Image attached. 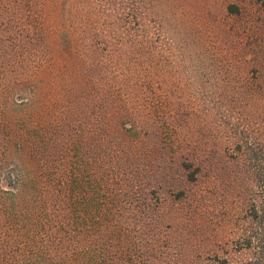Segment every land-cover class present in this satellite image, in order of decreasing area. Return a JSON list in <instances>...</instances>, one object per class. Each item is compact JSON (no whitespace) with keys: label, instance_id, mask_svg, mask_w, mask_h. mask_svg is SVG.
Instances as JSON below:
<instances>
[{"label":"trees","instance_id":"obj_1","mask_svg":"<svg viewBox=\"0 0 264 264\" xmlns=\"http://www.w3.org/2000/svg\"><path fill=\"white\" fill-rule=\"evenodd\" d=\"M63 2L0 0V264H264L263 204L202 211L221 147L160 17Z\"/></svg>","mask_w":264,"mask_h":264},{"label":"rangeland","instance_id":"obj_2","mask_svg":"<svg viewBox=\"0 0 264 264\" xmlns=\"http://www.w3.org/2000/svg\"><path fill=\"white\" fill-rule=\"evenodd\" d=\"M140 1L180 46L184 61L178 71L187 73L186 89H199V105H205L201 131L209 139L216 135L221 147L215 170H206L195 184L204 189L202 211L221 220L247 219L254 206L264 205V0ZM63 3L68 16L74 0ZM202 93L218 97V109L201 102ZM223 226L222 232L234 235L232 225Z\"/></svg>","mask_w":264,"mask_h":264}]
</instances>
